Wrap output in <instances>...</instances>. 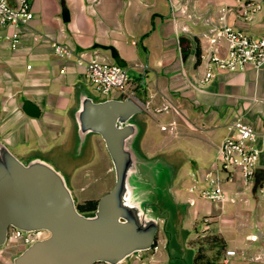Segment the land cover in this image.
Here are the masks:
<instances>
[{
	"label": "crops",
	"instance_id": "1",
	"mask_svg": "<svg viewBox=\"0 0 264 264\" xmlns=\"http://www.w3.org/2000/svg\"><path fill=\"white\" fill-rule=\"evenodd\" d=\"M29 2L33 17L19 26L15 46L6 38L13 27L0 26V112L7 108L9 115L19 108L24 115L18 130H10L5 124L1 138L13 148H24L32 141L41 150L49 148L51 141L59 140L68 128L75 84L86 79L84 66L77 64L75 57L123 65L133 74L129 73L135 95L147 114L145 150L155 154L177 149L185 157L171 188L176 200L188 203L184 218L189 215L188 223L199 225L200 216L206 215L208 227L222 229L219 231L229 248L235 249L228 264H264V199L255 192L250 193L252 197L239 194L236 199L245 198L243 202L212 201L205 210L202 200L188 188L193 175L200 178L217 166L226 124L236 117L257 131L255 144L261 149L260 161H264V65L258 70L251 64L237 71L215 69L210 79L203 80L211 47L203 33L218 20L220 9L224 7V19L229 24L260 35L264 33V0H257L259 9L248 18L241 14L235 0H195L189 12L174 0ZM53 42L67 44L73 58L66 60L55 54ZM218 47L224 52L223 39ZM25 99L38 106L39 115L31 116L23 110ZM153 126L158 127V134ZM263 175L259 168L257 177ZM224 186L234 196L240 188L238 182H226ZM228 215L233 218L229 220ZM160 229L164 232L158 238ZM188 234L182 242H187ZM169 237L160 225L155 246L119 264H183L176 252L180 242L171 244ZM236 246L243 251L239 253Z\"/></svg>",
	"mask_w": 264,
	"mask_h": 264
},
{
	"label": "water",
	"instance_id": "2",
	"mask_svg": "<svg viewBox=\"0 0 264 264\" xmlns=\"http://www.w3.org/2000/svg\"><path fill=\"white\" fill-rule=\"evenodd\" d=\"M21 106L27 114L39 115L32 100ZM143 110L130 96L95 99L75 84L70 155L83 156L88 135L99 134L114 173L111 188L85 212L78 208L65 174L47 157L23 159L0 137V246L10 227L48 231L13 254V264H119L152 248L160 225L171 244L183 241L188 203L176 200L171 190L175 162L145 156L136 146L142 125L134 117Z\"/></svg>",
	"mask_w": 264,
	"mask_h": 264
},
{
	"label": "built area",
	"instance_id": "3",
	"mask_svg": "<svg viewBox=\"0 0 264 264\" xmlns=\"http://www.w3.org/2000/svg\"><path fill=\"white\" fill-rule=\"evenodd\" d=\"M239 5L241 14L248 18L259 9L257 0H235ZM224 7L220 9L218 20L211 22L203 33L208 38L211 47L207 52L208 66L203 80L207 81L214 75V70L237 71L251 64L256 70L264 65V33L253 35L242 28L235 27L224 19ZM33 17V11L29 0H0V26H12L13 30L6 38L15 46L19 39V26ZM225 42L224 52L219 51L218 42ZM53 51L59 57L66 60L73 58L71 48L61 42H53ZM77 64H82L85 76L97 91L108 94L116 88L123 96H130L142 102L134 92V81L130 77L127 68L118 63L104 59L75 57ZM29 66V65H28ZM63 71V70H61ZM143 107V106H142ZM227 133L222 138L218 154L217 166L206 171L202 177L192 176L189 190L199 198L223 202L235 201L236 196L255 192L264 199V175L257 177V171L262 168L264 161H260L261 149L255 144L257 131L249 122L236 117L227 124ZM226 182H238L240 188L234 195H229L224 184ZM193 200H190L192 203ZM43 234H40L42 233ZM47 230L23 231L16 227H10L8 240L23 248L32 241L45 237ZM255 237V236H254ZM155 246V245H154ZM235 254V249L227 248L221 258L220 264H228L230 256ZM209 264V263H204Z\"/></svg>",
	"mask_w": 264,
	"mask_h": 264
},
{
	"label": "rangeland",
	"instance_id": "4",
	"mask_svg": "<svg viewBox=\"0 0 264 264\" xmlns=\"http://www.w3.org/2000/svg\"><path fill=\"white\" fill-rule=\"evenodd\" d=\"M174 1L179 4V6H181L180 8H182L186 12H189L190 4L195 0ZM130 75L133 76V74L131 73ZM77 83H80L83 87H85L95 99H101L110 96H122V94L116 88L111 89L108 94H101L89 81H86V79H80ZM22 116L21 110L19 108L17 112H14L9 115L7 108H1L0 131L3 130V126L5 124L7 128H12L10 130H18L20 128L19 125H21L23 122ZM134 118L138 120L142 125L141 134L136 141L137 148L145 156L151 157L156 155H162L170 161L175 162V171L172 183L173 186L175 182L174 179L181 171L179 168L181 164L185 161L184 155L180 153V151L177 149L169 153L160 151L155 154H149L145 150V143H147V141L143 138L147 126V114L143 110L141 113L136 114ZM152 128H155V133H159L158 127L153 126ZM74 130L75 125L73 123V119L70 117L68 128L65 129L64 134L59 138V140H52L49 148L41 150V148L37 145L36 141L29 142L24 148H13L12 146H10V148L23 159H26L32 154H40L47 157L57 168H59L65 174L68 183L74 193L76 202L78 204L79 202H82L87 198H93L97 200V198L101 194L109 190L114 182V173L109 154L106 151L104 142L99 134L90 133L88 135L83 156L74 158L72 155H70L75 144ZM39 139L42 140V138ZM30 143H32V145ZM30 146H32L33 148L30 149ZM24 149L25 151H23ZM183 187L185 189V186ZM249 192L250 191H247L246 193H248L249 197H252ZM200 199L203 202V207L205 210L207 209L206 207H208V205L212 203V201H209L207 199ZM244 199H236L235 201L230 203L236 204L238 202H243ZM190 210H188V212H190ZM205 212L206 211H204V214H208L207 212ZM204 217H206V215L200 216V219L198 220L199 225L188 223L189 215L186 216V219L184 218L185 221L183 220V225L185 226V228L188 229L189 234L187 236V242H181L182 240L179 241L180 246L176 250L177 254L181 256L180 260L183 261V264H193V252L194 254L199 256L198 260L207 259L213 260L214 262H218V260L222 258V255L225 250L229 248L228 241H226V237H224V234L219 231L222 229H219V227L216 226L211 229L212 227H208L209 224L207 225L204 222L206 221V218ZM226 218L230 220L233 217L228 215ZM239 224L242 225V223ZM243 226H245L244 223ZM161 230L162 229H160L158 232V238L161 237L162 233L164 232H161ZM226 230L231 231L230 228H226ZM232 232V236L236 238L238 235L235 233L234 230ZM40 234H43V232ZM250 234H254V232ZM243 237L245 240H250L248 234H243ZM236 248L239 253L243 251L242 247L240 246H236ZM20 249L21 246L15 245L12 240L7 239L6 243L0 246V264H13L11 257ZM242 255L245 256V254ZM176 259L179 258H174L173 260ZM228 263H230V261Z\"/></svg>",
	"mask_w": 264,
	"mask_h": 264
},
{
	"label": "trees",
	"instance_id": "5",
	"mask_svg": "<svg viewBox=\"0 0 264 264\" xmlns=\"http://www.w3.org/2000/svg\"><path fill=\"white\" fill-rule=\"evenodd\" d=\"M97 200L93 198H87L83 200L82 202L78 203V208L83 211H90L96 207ZM223 256V255H222ZM198 257L196 254L194 255L193 261L195 264H204V263H209V264H220L221 259L218 260V262H214L213 260H207V259H201L198 260Z\"/></svg>",
	"mask_w": 264,
	"mask_h": 264
}]
</instances>
